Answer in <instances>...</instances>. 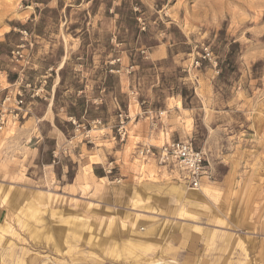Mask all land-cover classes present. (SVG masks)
<instances>
[{
	"label": "rangeland",
	"instance_id": "rangeland-1",
	"mask_svg": "<svg viewBox=\"0 0 264 264\" xmlns=\"http://www.w3.org/2000/svg\"><path fill=\"white\" fill-rule=\"evenodd\" d=\"M5 92L0 264H264V0H0Z\"/></svg>",
	"mask_w": 264,
	"mask_h": 264
},
{
	"label": "built area",
	"instance_id": "built-area-1",
	"mask_svg": "<svg viewBox=\"0 0 264 264\" xmlns=\"http://www.w3.org/2000/svg\"><path fill=\"white\" fill-rule=\"evenodd\" d=\"M43 92V88H39L37 95ZM22 103L19 93L12 95L5 92L2 99H0V111L4 112L0 116V125L4 124V117L10 104L19 109ZM138 155L143 160L152 158L159 164L171 168L177 179L189 189L199 190L209 180L205 156L201 150L194 146L191 140H173L159 147L147 146L141 149ZM53 157L56 158L55 152H53ZM107 172L111 173V169H108Z\"/></svg>",
	"mask_w": 264,
	"mask_h": 264
},
{
	"label": "bare ground",
	"instance_id": "bare-ground-1",
	"mask_svg": "<svg viewBox=\"0 0 264 264\" xmlns=\"http://www.w3.org/2000/svg\"><path fill=\"white\" fill-rule=\"evenodd\" d=\"M181 189H182V191L180 193L181 194V199H183V200L186 199V201L190 200L192 202H197L198 200H200L201 196H200V194H198L199 190H194V189H189L188 188L185 191L182 187H181ZM36 234H38V233H36ZM89 240H91V239H89Z\"/></svg>",
	"mask_w": 264,
	"mask_h": 264
},
{
	"label": "crops",
	"instance_id": "crops-1",
	"mask_svg": "<svg viewBox=\"0 0 264 264\" xmlns=\"http://www.w3.org/2000/svg\"><path fill=\"white\" fill-rule=\"evenodd\" d=\"M183 187H185L183 184H181ZM186 188V187H185ZM187 189V188H186Z\"/></svg>",
	"mask_w": 264,
	"mask_h": 264
}]
</instances>
